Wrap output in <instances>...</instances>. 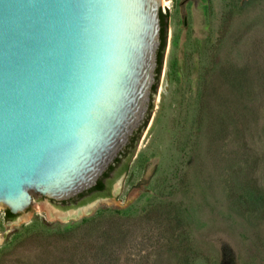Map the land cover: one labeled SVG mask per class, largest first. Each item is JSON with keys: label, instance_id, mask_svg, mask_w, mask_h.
<instances>
[{"label": "rangeland", "instance_id": "374dc122", "mask_svg": "<svg viewBox=\"0 0 264 264\" xmlns=\"http://www.w3.org/2000/svg\"><path fill=\"white\" fill-rule=\"evenodd\" d=\"M163 7L169 17L158 88L128 171L77 218L51 216V205L60 206L44 196H34L14 220L0 212V264H43L37 255L45 238L31 243L25 234L35 222L50 233L48 225L102 211L144 217L168 202L178 217L144 223L128 264H187L188 256L191 264H264V217L232 196L242 192L244 164L239 139L221 120L231 111L228 93L238 92L237 72L264 67V0H163ZM257 122L264 148V102ZM57 243L52 248L60 252Z\"/></svg>", "mask_w": 264, "mask_h": 264}, {"label": "water", "instance_id": "95a60500", "mask_svg": "<svg viewBox=\"0 0 264 264\" xmlns=\"http://www.w3.org/2000/svg\"><path fill=\"white\" fill-rule=\"evenodd\" d=\"M161 10L163 0H0V212L97 185L149 114ZM95 200L51 205V216L77 218Z\"/></svg>", "mask_w": 264, "mask_h": 264}, {"label": "trees", "instance_id": "16d2710c", "mask_svg": "<svg viewBox=\"0 0 264 264\" xmlns=\"http://www.w3.org/2000/svg\"><path fill=\"white\" fill-rule=\"evenodd\" d=\"M160 15L162 24L161 46L158 53L157 82L153 87L154 94L158 88L166 49L169 13H164L161 10ZM256 69L257 72L254 74L251 65H246L243 70L237 72L238 77H233L238 92L230 91L228 93L226 102L231 105L229 107L231 111L229 110V113L223 118L220 116V118H222L223 131L233 133L241 144L239 153L244 164L241 169L246 179L242 182L241 194L238 196L233 193L232 196L233 198L237 197L236 199L245 202L247 205L255 206L264 217V172L261 176L258 175L259 170L264 166V148L259 143L263 135L257 122L264 102V67L259 65ZM236 94L238 97H236ZM235 97L241 105L238 116L232 112V103L234 104ZM153 105L151 103L149 112L152 111ZM149 116L150 114L131 137L129 144L115 159V162L109 166L108 170L99 179L97 185L73 198L63 200L58 205L66 209L109 195L107 187L110 189L111 183L106 185L105 178L118 163L122 164L118 176L128 171L130 159ZM178 209L177 205H169L168 202L167 204L158 203L154 205L144 217H134L120 211H102L95 216L85 217L80 221L68 222L64 225H48L46 227L51 231L50 233H43L41 229L46 230V228L40 227V223L35 222L28 227L25 234L28 235L26 236L27 240L29 239L31 243L37 242L38 244L43 237L45 238V242H41V248L38 250L37 255V258L39 256L43 264H128L131 256L130 249L136 237L135 234L143 227V224L151 221L152 218L160 221L168 216L171 217L172 214L178 217ZM16 216L9 209H6L5 217L8 220H14ZM54 241L58 242L56 249H61L60 252H56L52 248ZM186 255L190 254L186 252ZM52 258H55V260ZM190 258V256L184 258V263H193Z\"/></svg>", "mask_w": 264, "mask_h": 264}, {"label": "flooded vegetation", "instance_id": "af4514ba", "mask_svg": "<svg viewBox=\"0 0 264 264\" xmlns=\"http://www.w3.org/2000/svg\"><path fill=\"white\" fill-rule=\"evenodd\" d=\"M135 134V133H134ZM130 142V141H129ZM129 144V143H128ZM127 144V145H128ZM124 150V149H123ZM121 167H122V164L121 163H118L110 172H109V175L105 178V181H106V185L110 184L112 185L113 181L119 177L118 174L121 170ZM108 170V169H107ZM124 174V173H122ZM121 174V175H122ZM120 175V176H121ZM107 190L109 192V194L112 192V189H111V186H110V189L107 187ZM52 202H54L55 204H61L62 201H54V200H51Z\"/></svg>", "mask_w": 264, "mask_h": 264}]
</instances>
